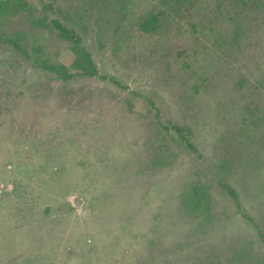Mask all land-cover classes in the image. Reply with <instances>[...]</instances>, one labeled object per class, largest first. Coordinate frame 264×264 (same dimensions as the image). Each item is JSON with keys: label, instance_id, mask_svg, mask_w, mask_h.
<instances>
[{"label": "rangeland", "instance_id": "rangeland-1", "mask_svg": "<svg viewBox=\"0 0 264 264\" xmlns=\"http://www.w3.org/2000/svg\"><path fill=\"white\" fill-rule=\"evenodd\" d=\"M27 1L29 17L0 13V36L23 45L0 40V101L6 92L13 107L0 113V264H166L160 251L193 238L194 224L172 196L178 171L158 178L150 162L163 148L190 159L184 183L207 185L204 233L219 248L222 225L255 219L229 233L250 256L226 251L205 264H264V0H196L176 12L162 0H121L116 16V0ZM149 14L161 26L143 31ZM39 16L78 32L96 75L62 81L39 65L69 68L74 57L54 29L28 22ZM231 17L241 42L227 40L219 60L204 47L209 27L231 34ZM167 121L188 127L201 156L191 159ZM194 246L184 264L203 257Z\"/></svg>", "mask_w": 264, "mask_h": 264}, {"label": "trees", "instance_id": "trees-1", "mask_svg": "<svg viewBox=\"0 0 264 264\" xmlns=\"http://www.w3.org/2000/svg\"><path fill=\"white\" fill-rule=\"evenodd\" d=\"M195 1L196 0H162L160 4L165 6L166 11H167V8L171 7L170 10L172 12H176V11H179L180 9L182 11L183 6H186L189 4L191 5L195 3ZM254 3H255L254 5H258L257 0H254ZM171 4L173 6H171ZM110 7H112V9L116 12L115 16L122 14L123 8H122L121 0H116V3H113ZM32 11H33V7L29 4L27 0H0V13L8 12L10 14H13V16L19 13V15H23V16L27 15L29 17ZM160 12H164V11L159 10L158 13ZM110 14L111 13L108 12V14H105L104 16L109 17ZM27 19L29 23H32L33 25H36L38 27L39 25L41 26L48 25L50 29H54L56 31L55 32L56 36L59 37L60 39H63L66 42L67 47L71 49V51L74 53L71 66L69 68H67L62 63H57V62L50 63L47 60H44V63L39 62V65L41 67L48 69L49 71L55 73V76L62 81L70 80L74 76L91 77L97 74V67L95 66V63L93 62L90 53L87 51V48L83 46L81 36L78 34V32L73 27L65 25L64 23H62L56 18H53L50 20V19H46L44 16H39L34 19H31V18H27ZM230 19H233L234 21H236L235 23H233L234 26H233L231 34L222 33L220 29L209 27L210 31H213V34H211L212 35V39H211L212 45L211 46L205 45L204 47H205V50H208L210 47L209 49L210 55H212L214 58H219V60H225L226 58L227 53L224 55L221 54V52H223L221 50V46L225 44L227 40H229L230 38L232 39L233 37L234 38L237 37V40H236L237 44H240L241 42L240 38H241L242 32L240 29L241 26L237 24L238 18L235 19L231 17ZM45 21H48V23L46 24ZM138 26L143 31H148L150 29L155 30L156 28H158V26H161V24L159 23V17L157 14L156 15L149 14L148 16H144L140 19V21L138 22ZM0 40H6L9 42H12L15 44V46L18 49H23V45L18 44L16 39H14L13 37L12 38L8 37L7 39H4L3 36H0ZM39 45L40 44L37 43V47H39ZM23 51L27 53L25 50ZM34 61L37 62V59H35ZM240 81L243 82V78H241ZM112 82H115V81H112ZM8 98H9L8 94L5 92L3 99L0 101V113L1 112L11 113V109H13V107L9 105L7 101ZM11 115H12V119L16 121L17 119L15 117L16 115L14 114H11ZM165 128L168 130L169 133H172L174 137L180 139L183 142L184 146L187 148L188 154L191 155L190 156L191 159L201 156V154L198 153L199 148L195 147V145L189 139L190 130H188L187 126H179L172 121H167V125L165 126ZM5 132L6 134H8L9 131L6 130ZM156 157L157 158L155 160L152 159L150 160V162H153L152 164L157 163L161 167V172L163 173L158 178L163 177L166 173L170 174L173 171H178L174 175V180H176L177 182H180L181 184L178 186L174 185L172 187V191H171L173 194L172 196L175 198L176 194H178V196H180L181 198V202L183 201V204L181 207L178 205L179 206L178 209L181 212V215H182V211L184 213L181 219H187L188 221H191L194 224V227L192 228L193 234L188 233V235L189 234L193 235L194 236L193 238L191 237L188 241H185V242L180 241L178 243H175L177 245H173V247L169 246L168 248H165L160 251V253L164 255L165 263L174 264L175 261H178L179 264L180 263L184 264L185 250L186 251L187 249L192 250L193 247L198 249V247L194 245L198 244L199 242L201 243L203 247V250L200 251L201 253H203V257H201L197 263H193V264H205L207 259H210L211 257L219 258V256H224V253L226 251L228 252L229 257H233L238 260L243 259L242 258L243 256H246V257L250 256L248 254V250L246 251V253L243 251V246H242L243 243L240 247L236 249H233L230 246V244H232V238L230 236L231 234L229 233L233 232V226L236 228V231H237L239 228V224L243 222H250L252 220L254 224L255 219H252L253 216H248L246 214L243 216V218L245 219H241V218L238 219L236 217L234 220L233 226L222 225L223 231L221 232L229 231L228 233L223 235V238L226 237V239L228 240V243H227L228 245L225 244L224 247L219 248L218 239L214 235H213L214 238L211 237L212 239H210V237H206L207 233L206 234L204 233L206 229L205 227L209 225V221L212 215V212H210V208L207 203L208 201L207 198L209 196L207 195L208 194L207 185L198 184V181L196 180H194V183H191L188 185L189 182L186 181L184 183V181L181 180V177H180L182 176V171L185 170L186 167H187V169L185 170L186 172H188L189 170L190 173L191 172L194 173V170H191L192 169L191 166H193V164L189 162L190 159H186L184 157L178 161L174 158L175 156L169 153L167 156L166 152L164 151V148L156 153ZM154 166H157V165H153L152 168H154ZM172 166L174 167L171 168ZM6 171L9 172V170L7 169ZM41 175H43L42 172H40V176ZM8 180H11V179H8ZM13 183H14L13 189H14L15 195H19V191H18L19 189L15 188L14 181ZM221 185L224 186L227 194L234 195L235 191L233 187H231L230 185L226 183H222ZM7 194H9V192ZM153 242L157 243L158 241L155 240ZM194 258H196V256Z\"/></svg>", "mask_w": 264, "mask_h": 264}]
</instances>
